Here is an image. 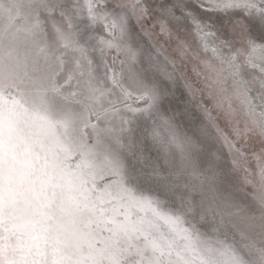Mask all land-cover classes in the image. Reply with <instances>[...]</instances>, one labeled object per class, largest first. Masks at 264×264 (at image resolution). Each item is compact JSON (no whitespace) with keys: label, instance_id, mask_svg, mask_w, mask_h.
<instances>
[{"label":"snow or ice","instance_id":"obj_1","mask_svg":"<svg viewBox=\"0 0 264 264\" xmlns=\"http://www.w3.org/2000/svg\"><path fill=\"white\" fill-rule=\"evenodd\" d=\"M0 264H264V0H0Z\"/></svg>","mask_w":264,"mask_h":264}]
</instances>
